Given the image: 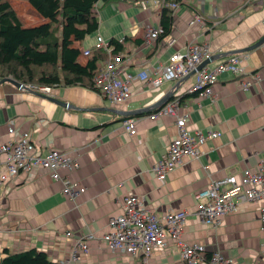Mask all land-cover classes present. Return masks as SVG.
<instances>
[{"label": "crops", "instance_id": "obj_1", "mask_svg": "<svg viewBox=\"0 0 264 264\" xmlns=\"http://www.w3.org/2000/svg\"><path fill=\"white\" fill-rule=\"evenodd\" d=\"M8 1L24 27L47 23L24 0ZM152 9L150 6L142 11L138 0L97 2V31L73 43L80 51V63L87 60L82 51L93 47L97 35L107 42H118L120 53L129 56L123 71L129 74L144 69L158 71L170 55L182 53L192 42L206 44L214 53L207 60L209 68L230 56H245V76H218L214 103L185 92L195 82V73L178 84V101L182 98L178 114H187L189 131L212 130L220 136L205 143L198 160L186 161L159 184L151 167L175 136L176 120L166 115L153 119L150 112L165 96L171 98L176 84L164 82L152 90L147 84L132 83L131 97L123 104H113L100 93L80 86L52 88V98L67 103V108L8 83L1 84L0 141L8 140L7 123L14 119L16 129L29 133L41 155L50 150L72 155L79 164L72 177L81 182L85 194L69 199L62 193L61 183L42 170H35L26 180L19 174L14 182L0 183V259L5 249L19 253L33 248L56 263L72 244V239L64 237L70 232L74 238L88 233L94 236L88 242V253L77 264H143L141 257L109 251L100 242L109 218L120 212L127 192L143 196L147 209L157 216L181 210L192 213L194 194L210 181L238 175L264 162V43L242 52L264 35V2L181 0L171 13L169 34L144 46L146 28L159 26L160 14ZM194 15L201 16L203 23L189 26ZM254 74L259 75V82L243 89L241 82ZM126 118L136 120L135 136L124 131L122 122ZM3 160L0 155V174ZM258 208L255 203L239 205L215 229L190 217L182 241L202 245L207 254L220 252L232 264H263ZM178 252L170 241L146 264H182Z\"/></svg>", "mask_w": 264, "mask_h": 264}, {"label": "built area", "instance_id": "obj_2", "mask_svg": "<svg viewBox=\"0 0 264 264\" xmlns=\"http://www.w3.org/2000/svg\"><path fill=\"white\" fill-rule=\"evenodd\" d=\"M252 4L264 0H249ZM181 0H138L142 11L152 6L159 13L166 9L171 13L178 9ZM203 19L194 15L189 26L202 24ZM264 27V19L261 21ZM160 29L148 26L144 35V46L156 42ZM103 50L107 57L103 61L98 73L93 78V87L113 104H123L131 97L132 83L149 85L152 90L158 89L164 82L178 84L190 73H195V82L185 91L188 94L197 93L210 103H214L216 96L214 87L218 76L224 73L232 74L236 78L245 76L243 61L245 56L233 55L224 62L209 68L198 67L209 60L214 54L206 44L189 43L182 53L174 52L168 61L158 71L150 73L148 69L134 74L125 73L124 66L129 62V56L112 52V47L100 35H97L93 47L82 51L88 57L91 50ZM258 74L250 75L249 80L241 82L243 89L250 88L259 82ZM172 88L171 98L156 109L151 117L157 119L163 115L173 117L175 122V136L171 138L164 155L151 167L153 178L164 184L167 176L186 161L198 160L203 154V147L209 140L216 139L220 132L196 130L193 133L187 128V114H178V87ZM32 91L45 96L50 95L52 88L48 86L26 85ZM178 88V89H177ZM136 120L126 118L122 122L124 131L130 135L137 134ZM8 140L0 141V155L4 157L3 171L0 174V183L14 182L19 174L24 179L32 177L35 170L45 171L53 181L62 185V193L69 199H75L85 194L81 182L72 177V173L79 168L77 160L65 152L50 150L41 155L39 148L30 139L27 131L16 129L15 120L7 123ZM195 210L189 213L185 210L168 212L157 216L145 205V198L127 192L122 199L120 212L108 220L107 231L100 238L105 249L127 255L130 258L138 256L146 261L155 251L166 248L170 241L178 248V255L182 264H232V260L224 257L220 252L207 254L202 245L197 243L186 244L182 241L183 231L187 220L195 218L199 223L216 228L221 219L237 211L242 204H258L259 231L262 235L261 258L264 264V162H259L253 168H245L238 175L229 174L224 178L215 179L207 187L194 194ZM64 237L72 244L67 255L56 261V264H77L88 251V242L94 239L90 233L76 238L70 232Z\"/></svg>", "mask_w": 264, "mask_h": 264}, {"label": "trees", "instance_id": "obj_3", "mask_svg": "<svg viewBox=\"0 0 264 264\" xmlns=\"http://www.w3.org/2000/svg\"><path fill=\"white\" fill-rule=\"evenodd\" d=\"M24 1L47 23L24 27L12 4L0 0V80L11 78L19 84L51 88L80 86L98 92L92 80L106 59V52L93 49L82 64L80 51L73 43L97 31V2L106 4L113 0ZM171 24V11L162 10L156 41L169 34ZM108 43L112 52H120L118 42ZM3 254L0 264H56L33 248L19 253L5 249Z\"/></svg>", "mask_w": 264, "mask_h": 264}, {"label": "water", "instance_id": "obj_4", "mask_svg": "<svg viewBox=\"0 0 264 264\" xmlns=\"http://www.w3.org/2000/svg\"><path fill=\"white\" fill-rule=\"evenodd\" d=\"M264 43V35L253 45H251L250 47L248 48H245L242 50V52L244 51H249L251 49H254V48H257L258 46L262 45ZM209 61H205L204 63H202L198 69L202 68L203 66H205ZM4 83H8L18 89H22V90H26V91H29V93L35 95V96H38V97H42V98H45L47 100H49L50 102H54L56 103L58 106L62 107V108H67V106H69L67 103H63V102H60L56 99H53L52 97H49V96H45V95H42L40 93H37L35 91H32L30 89H28L26 87V85H23V84H19L17 82H15L14 80H12L11 78H5V79H1L0 80V85L1 84H4ZM179 84V83H178ZM178 84L176 85V87H178ZM169 100V95L165 96L163 99H161L160 101H158L157 103H155L152 108H159L160 106H162L163 104H165L167 101Z\"/></svg>", "mask_w": 264, "mask_h": 264}, {"label": "bare ground", "instance_id": "obj_5", "mask_svg": "<svg viewBox=\"0 0 264 264\" xmlns=\"http://www.w3.org/2000/svg\"><path fill=\"white\" fill-rule=\"evenodd\" d=\"M165 215V214H164ZM210 229H215V228H212V227H209Z\"/></svg>", "mask_w": 264, "mask_h": 264}, {"label": "rangeland", "instance_id": "obj_6", "mask_svg": "<svg viewBox=\"0 0 264 264\" xmlns=\"http://www.w3.org/2000/svg\"><path fill=\"white\" fill-rule=\"evenodd\" d=\"M92 34H90V36H91ZM88 36V35H87ZM201 131V130H200ZM143 264H144V262H143Z\"/></svg>", "mask_w": 264, "mask_h": 264}, {"label": "clouds", "instance_id": "obj_7", "mask_svg": "<svg viewBox=\"0 0 264 264\" xmlns=\"http://www.w3.org/2000/svg\"><path fill=\"white\" fill-rule=\"evenodd\" d=\"M161 107V106H160Z\"/></svg>", "mask_w": 264, "mask_h": 264}]
</instances>
